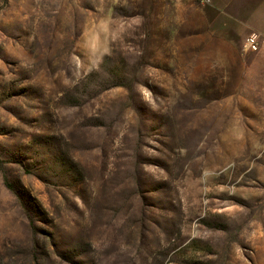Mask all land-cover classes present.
Masks as SVG:
<instances>
[{
    "label": "rangeland",
    "instance_id": "rangeland-1",
    "mask_svg": "<svg viewBox=\"0 0 264 264\" xmlns=\"http://www.w3.org/2000/svg\"><path fill=\"white\" fill-rule=\"evenodd\" d=\"M224 1L0 0V264H264V10Z\"/></svg>",
    "mask_w": 264,
    "mask_h": 264
},
{
    "label": "built area",
    "instance_id": "built-area-1",
    "mask_svg": "<svg viewBox=\"0 0 264 264\" xmlns=\"http://www.w3.org/2000/svg\"><path fill=\"white\" fill-rule=\"evenodd\" d=\"M242 51L247 54H260L264 51V34L250 33L242 42Z\"/></svg>",
    "mask_w": 264,
    "mask_h": 264
},
{
    "label": "crops",
    "instance_id": "crops-1",
    "mask_svg": "<svg viewBox=\"0 0 264 264\" xmlns=\"http://www.w3.org/2000/svg\"><path fill=\"white\" fill-rule=\"evenodd\" d=\"M227 2L229 4H234L235 0L224 1V3H226V4H227ZM237 2H240L239 4L243 10H245V9L248 10V7H251V6H256L258 14H260V12L264 10V0H238ZM253 32L257 33L255 31H253ZM253 32H250V33H253ZM250 33H248V34H250Z\"/></svg>",
    "mask_w": 264,
    "mask_h": 264
}]
</instances>
